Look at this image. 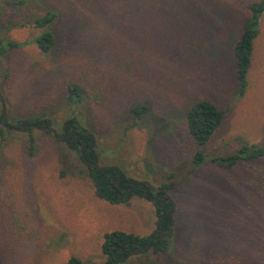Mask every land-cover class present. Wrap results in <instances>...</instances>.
Listing matches in <instances>:
<instances>
[{
  "label": "rangeland",
  "instance_id": "rangeland-1",
  "mask_svg": "<svg viewBox=\"0 0 264 264\" xmlns=\"http://www.w3.org/2000/svg\"><path fill=\"white\" fill-rule=\"evenodd\" d=\"M251 1L0 0V264L103 262V231L154 228L151 202L99 200L61 139L11 127L34 117L49 118L56 134L72 117L100 165L153 185L172 181L166 250L118 264H264V156L228 168L209 160L241 142L264 147V11L241 95L234 75L232 47ZM47 11L54 43L41 52L32 38L45 27L32 21ZM69 84L80 88L78 103L67 101ZM199 99L223 113L201 147L184 122ZM197 149L205 161L194 166Z\"/></svg>",
  "mask_w": 264,
  "mask_h": 264
},
{
  "label": "trees",
  "instance_id": "trees-1",
  "mask_svg": "<svg viewBox=\"0 0 264 264\" xmlns=\"http://www.w3.org/2000/svg\"><path fill=\"white\" fill-rule=\"evenodd\" d=\"M247 9L249 15L242 21V31L235 40L232 52L234 56V75L237 83V94L241 95L246 86V73L250 64L252 51V42L257 33L258 19L264 11V0H254L248 3ZM52 11L45 12L42 16L34 18L32 25L35 27H45L44 31L32 38L36 47L41 52H46L54 43V34L50 29L49 23L54 17ZM23 42L7 41L4 43L7 47H16L24 45ZM0 45V51L2 50ZM1 53V52H0ZM67 101L78 103L80 100V88L76 84L67 86ZM145 106H137L132 109L134 119H138L144 111ZM222 111L212 102L206 99H199L192 103L185 112V127L193 141L198 147L204 145L211 134L219 126L222 119ZM0 122L1 118H0ZM70 125V132H65L61 138L68 149L76 153L78 159L85 168L87 176L90 178L94 194L99 199L109 204H120L128 202L133 196H140L145 193V197L151 200L155 216H160L157 222V228L146 236H139L122 230H112L102 234L100 243V252L104 257L103 262L88 263L70 256L63 264H118L121 263L126 254L137 248L132 254L144 253L151 249L154 253H163L168 245L169 238L173 231V202L168 191L172 188V181L161 182L153 185L147 181H138L127 176L119 167L115 165H100L98 153L90 133L81 126L74 118L67 119ZM31 125L36 127L50 126L51 121L46 117H34L31 119L20 120L11 127H23L29 129ZM261 134L264 137V124L261 128ZM29 146H32V140L29 138ZM82 148V154L79 150ZM264 156V147L256 143L247 144L241 142L233 151L225 155L211 156L209 160L220 167L228 168L238 161H248ZM204 155L200 149H197L192 157V164L197 166L204 162ZM87 165V166H86ZM96 166H101L94 169ZM158 229L162 236L158 240L150 241L146 248H141L150 238L158 236ZM211 264V263H197Z\"/></svg>",
  "mask_w": 264,
  "mask_h": 264
},
{
  "label": "water",
  "instance_id": "water-1",
  "mask_svg": "<svg viewBox=\"0 0 264 264\" xmlns=\"http://www.w3.org/2000/svg\"><path fill=\"white\" fill-rule=\"evenodd\" d=\"M4 117H5V116H4V111H3V115H2V117H1V121H2V122H4ZM64 126L66 127L65 131L61 132L60 134H56V133H55V129H54L51 125H50V126H40V127H36V126H34V125H31V127H33V128H37V129H40V130H43V131H46V132H50V133H52V134H53L56 138H58V139H61V138L63 137V135H64L65 132H67V133L70 132V125H68V123H64ZM90 136H91V135H90ZM79 154H82V148H80V150H79ZM86 166H87V165H86ZM99 167H101V166H96V167H94V169L99 168ZM141 197H142L144 200H146V201L152 202L151 200H149V199H147V198L145 197V193H144V192L142 193ZM159 218H160V216H157V217L155 218V221H154V228H157V222H158ZM161 236H162V232L158 229V236H156V237H150V238H149V239L143 244V246H142L141 248H146V247L148 246V243H149L150 241L158 240V239L161 238ZM136 249H137V248H135V249L129 251V252L126 254L125 258H127L128 256H130V255H131Z\"/></svg>",
  "mask_w": 264,
  "mask_h": 264
},
{
  "label": "crops",
  "instance_id": "crops-1",
  "mask_svg": "<svg viewBox=\"0 0 264 264\" xmlns=\"http://www.w3.org/2000/svg\"><path fill=\"white\" fill-rule=\"evenodd\" d=\"M97 197V196H96ZM98 198V197H97ZM99 199V198H98ZM99 200H102V199H99ZM104 201V200H103ZM149 202V201H148ZM109 204V203H108ZM113 230H119V229H113ZM109 231H112V230H109ZM123 231V230H122ZM104 232H108V231H103L102 233H101V240H102V234L104 233ZM100 243H101V241H100ZM99 247H100V245H99Z\"/></svg>",
  "mask_w": 264,
  "mask_h": 264
},
{
  "label": "flooded vegetation",
  "instance_id": "flooded-vegetation-1",
  "mask_svg": "<svg viewBox=\"0 0 264 264\" xmlns=\"http://www.w3.org/2000/svg\"><path fill=\"white\" fill-rule=\"evenodd\" d=\"M65 129H66V127H65V126H63V128H62V132H63V131H65Z\"/></svg>",
  "mask_w": 264,
  "mask_h": 264
}]
</instances>
